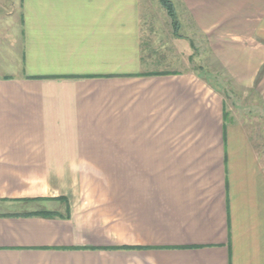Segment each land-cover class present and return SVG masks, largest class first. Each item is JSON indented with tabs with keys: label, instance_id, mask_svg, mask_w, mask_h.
<instances>
[{
	"label": "crops",
	"instance_id": "crops-1",
	"mask_svg": "<svg viewBox=\"0 0 264 264\" xmlns=\"http://www.w3.org/2000/svg\"><path fill=\"white\" fill-rule=\"evenodd\" d=\"M171 2L264 116V0ZM157 3L19 0L0 16V264H264L256 123L223 119L201 68L145 70ZM66 174L105 175L36 213Z\"/></svg>",
	"mask_w": 264,
	"mask_h": 264
},
{
	"label": "rangeland",
	"instance_id": "rangeland-1",
	"mask_svg": "<svg viewBox=\"0 0 264 264\" xmlns=\"http://www.w3.org/2000/svg\"><path fill=\"white\" fill-rule=\"evenodd\" d=\"M18 6L19 0H0V16L5 13H9L11 16L17 15L19 11ZM186 24L187 23L182 22V25H179L177 31H174L171 18L167 14L166 9L158 1L157 6H155L154 9H151L149 28L146 33L147 35L143 39V67L147 72L160 73L175 71L177 69H193L198 71L201 68L206 79L216 88L222 90L226 109L228 110L226 116L229 117V114L234 112V115L240 117L246 116L254 120L256 123L255 127L260 134L259 142L263 145L264 119L261 118L264 116L261 113V108L256 104L258 98H256L255 94H253L252 97L249 94L247 95L248 97H245V94L239 93L235 90H232V92L230 90L231 88L229 86L231 80L229 76H227L213 61L211 54L204 45L202 37L190 26L187 25V27ZM154 25L157 28L152 27ZM251 100L256 104L254 108L249 106ZM246 103L248 106H245ZM76 175L82 176L84 179H89L91 177L92 179L97 180L103 178L105 174H66L68 193L58 197H44L42 201L38 200L37 202L39 204L42 203L43 205H35V208L37 207L41 210L36 213L50 212L55 214L56 212L47 210L49 207H55V210L57 209L60 211L67 210L68 196L71 195L74 188L73 183Z\"/></svg>",
	"mask_w": 264,
	"mask_h": 264
},
{
	"label": "trees",
	"instance_id": "trees-1",
	"mask_svg": "<svg viewBox=\"0 0 264 264\" xmlns=\"http://www.w3.org/2000/svg\"><path fill=\"white\" fill-rule=\"evenodd\" d=\"M160 2V4L166 9L167 11V14L169 15V17L171 18L172 20V26L174 28V31H177L178 27H179V20L177 18V14L175 12V9H174V6L171 2V0H158ZM226 118V112L223 113V119ZM42 215H52L54 213H40ZM121 249H130V248H127V247H122Z\"/></svg>",
	"mask_w": 264,
	"mask_h": 264
}]
</instances>
